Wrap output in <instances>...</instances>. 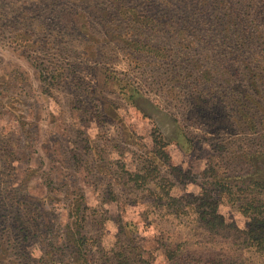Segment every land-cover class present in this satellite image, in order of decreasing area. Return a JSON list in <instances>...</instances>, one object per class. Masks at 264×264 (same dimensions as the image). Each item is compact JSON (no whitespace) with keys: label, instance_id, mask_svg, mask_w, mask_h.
<instances>
[{"label":"rangeland","instance_id":"obj_1","mask_svg":"<svg viewBox=\"0 0 264 264\" xmlns=\"http://www.w3.org/2000/svg\"><path fill=\"white\" fill-rule=\"evenodd\" d=\"M262 178L264 0H0V264H264Z\"/></svg>","mask_w":264,"mask_h":264},{"label":"trees","instance_id":"obj_2","mask_svg":"<svg viewBox=\"0 0 264 264\" xmlns=\"http://www.w3.org/2000/svg\"><path fill=\"white\" fill-rule=\"evenodd\" d=\"M253 184L254 187L251 190L252 198L250 201L241 204L237 201H242L243 199L232 189L222 188L215 190V196L218 195L219 199H221L223 195L229 199H235L233 205L230 206L242 216L240 218L243 220L241 226L243 229L238 228L235 220L224 222L219 219L216 215V211L220 209V206H217V203L207 202L208 204L201 205L198 209L200 219L204 222L205 227L210 228L211 231L226 232V230H228L231 232L236 230L244 236L247 242L252 246L258 248L260 251H264V178L255 181ZM222 226H225L224 230L216 228Z\"/></svg>","mask_w":264,"mask_h":264}]
</instances>
